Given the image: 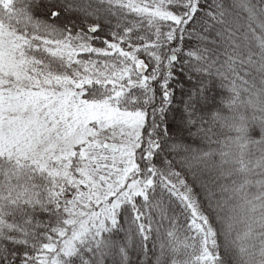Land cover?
Returning <instances> with one entry per match:
<instances>
[{
	"label": "snow or ice",
	"instance_id": "obj_1",
	"mask_svg": "<svg viewBox=\"0 0 264 264\" xmlns=\"http://www.w3.org/2000/svg\"><path fill=\"white\" fill-rule=\"evenodd\" d=\"M0 264H264V0H0Z\"/></svg>",
	"mask_w": 264,
	"mask_h": 264
}]
</instances>
